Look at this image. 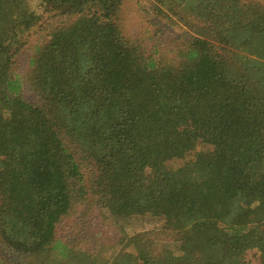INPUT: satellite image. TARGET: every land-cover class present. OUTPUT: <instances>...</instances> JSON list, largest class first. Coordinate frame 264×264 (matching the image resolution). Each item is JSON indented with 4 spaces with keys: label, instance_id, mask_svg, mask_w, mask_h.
<instances>
[{
    "label": "trees",
    "instance_id": "trees-1",
    "mask_svg": "<svg viewBox=\"0 0 264 264\" xmlns=\"http://www.w3.org/2000/svg\"><path fill=\"white\" fill-rule=\"evenodd\" d=\"M29 2L0 0V264H264V4L150 0L188 29L165 60L125 38L124 0H41L42 24ZM83 204L159 216L179 251L154 231L78 250L58 228Z\"/></svg>",
    "mask_w": 264,
    "mask_h": 264
},
{
    "label": "rangeland",
    "instance_id": "rangeland-1",
    "mask_svg": "<svg viewBox=\"0 0 264 264\" xmlns=\"http://www.w3.org/2000/svg\"><path fill=\"white\" fill-rule=\"evenodd\" d=\"M258 1L264 4V0ZM30 7L36 15L42 17L41 24L49 18L45 12L41 0H30ZM150 0H124L123 6L118 15L117 21L121 27L122 33L127 40L136 46L142 47L147 55L162 57L169 60L174 57L180 42L186 41L188 29L182 26H171L170 23L155 17L151 11ZM168 23V24H166ZM41 28L37 25L23 36L24 49H22L16 72L24 76L29 70L28 58L32 54L33 45L41 44ZM182 45V44H181ZM25 48L29 49L25 50ZM26 84V83H24ZM25 88H27L24 85ZM25 99L34 103L37 102L35 94L25 90ZM201 150L197 147L196 151ZM193 152V151H192ZM191 152V153H192ZM194 154V153H193ZM191 154L189 157H192ZM186 160H178L176 165H184ZM59 225L58 233L63 236L72 247L78 250H91L103 252L110 258L120 251L119 239L125 236H131L138 233L160 232L167 233L162 238V248H168L171 251H179V234H173L167 230L165 220L159 216L151 214L135 218H117L111 215L109 210L98 204L79 205L76 209ZM164 244V245H163ZM0 260L17 261L18 257L7 251V248L0 241ZM247 262L250 264H261V254L259 251H248Z\"/></svg>",
    "mask_w": 264,
    "mask_h": 264
}]
</instances>
